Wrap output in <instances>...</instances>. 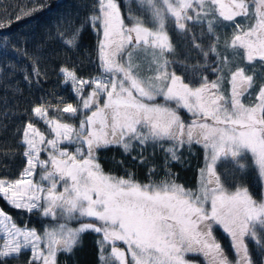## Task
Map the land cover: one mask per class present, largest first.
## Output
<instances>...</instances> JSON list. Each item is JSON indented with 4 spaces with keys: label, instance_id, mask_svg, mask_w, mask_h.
<instances>
[{
    "label": "snow or ice",
    "instance_id": "6c2138e0",
    "mask_svg": "<svg viewBox=\"0 0 264 264\" xmlns=\"http://www.w3.org/2000/svg\"><path fill=\"white\" fill-rule=\"evenodd\" d=\"M131 2L124 0L122 15L118 0H96L87 23L98 35L102 31L100 75L83 79L74 70L60 68L78 105L66 103L61 108L62 98L55 105L50 101L35 105L32 113L54 137L46 138L29 120L21 141L26 145V166L19 178H0V195L10 205L28 212L38 209L45 217L59 216L66 222L41 235L17 226L0 209V231L5 235L0 261L30 248L28 264H56L59 251L71 252L80 234L91 230L102 233L104 264H192L185 258L188 253L202 254L207 264H256L246 239L260 244L264 256V199L255 200L246 186L226 187L217 166L230 161L244 170L247 165L241 161L250 154L264 182V76L257 83L258 74H249L239 64L229 67L227 77L220 74L231 62L218 51L216 29L233 28L225 52L231 50L247 65L254 67L258 61L264 67V0H136L146 18L133 14ZM171 26L185 40L190 38L191 48L206 62L210 53L216 56L220 66L211 68L217 73L215 80L201 75L198 84L186 82L189 69L195 76L200 65H188L187 55L184 60L175 58ZM81 31L82 26L57 34L65 47L72 48ZM205 34L213 37L207 49L198 41ZM141 54L149 75H141L137 62ZM39 60L40 54L32 58V75L37 78L42 75ZM174 65L183 72L178 74ZM24 78L31 82L27 73ZM245 97L251 102L245 103ZM49 109L55 113L52 117ZM181 110L190 114L189 120L182 118ZM64 113L79 116L78 126L64 122ZM133 141L141 145L171 141L164 150L166 158L175 161L185 144L202 145L205 162L198 188L186 189L174 180L141 184L131 173L127 178L105 173L97 149L118 145L128 151ZM65 142L75 145L74 151L60 146ZM42 151L47 152L46 159H41ZM37 174L39 181L34 179ZM78 218H94L98 224L68 226V220ZM216 225L230 235L234 259L215 239ZM105 245L111 248L107 256Z\"/></svg>",
    "mask_w": 264,
    "mask_h": 264
},
{
    "label": "trees",
    "instance_id": "16d2710c",
    "mask_svg": "<svg viewBox=\"0 0 264 264\" xmlns=\"http://www.w3.org/2000/svg\"><path fill=\"white\" fill-rule=\"evenodd\" d=\"M121 4L122 15L126 13L124 0ZM96 0H0V178L13 179L19 176L24 163L25 145L21 142L26 123L31 120L37 128L51 136L48 126L37 118L31 109L42 102L60 103L63 108L66 103L78 105V97L73 91L71 82L65 83V77L60 72L61 67L74 70L78 77L89 79L100 72L98 59V41L100 33L87 23L88 16L94 11ZM134 14L140 9L132 0L129 5ZM126 17V16H125ZM127 20V18H125ZM171 25V22H169ZM75 47H65L58 31L81 28ZM194 31L199 33L200 29ZM169 35L176 46L178 60L188 56V65H200L193 76L189 69L186 82L198 84L201 75L210 80L215 77L211 71L216 66L215 55L210 53L207 62L202 55L191 48L190 38L185 40L175 30L169 28ZM198 41L205 49L213 41L208 34ZM191 52L189 53V50ZM40 54L38 67L42 75L37 78L32 75V58ZM171 58V57H170ZM178 74L183 69L178 65ZM30 77L25 80V74ZM89 89H86L88 91ZM55 113L49 109V117ZM64 122L76 124L80 117L62 115ZM119 149V150H118ZM117 150L111 146L97 149L96 157L105 173L115 176L132 178L139 182H156L174 180L186 189L196 190L200 182V169L204 167L205 158L199 145H196V158H180L179 161L167 158H126L123 148ZM46 152H41L45 155ZM247 167L239 169L233 163L226 162L217 166L226 187L234 190L237 185L246 186L253 198L263 199L262 183L258 178L252 158L241 161ZM169 172L171 175H169ZM0 209L9 214L19 226H28L37 233L52 222L51 217H45L41 211L34 209L28 212L10 205L0 195ZM213 235L229 259H234L233 242L222 226L216 225ZM102 235L91 230L80 234L79 242L71 252L59 251L56 264H104L101 259ZM249 251L256 264H264L261 245L252 239H246ZM110 253L108 245L104 246L103 255ZM30 249H25L18 257L4 258L0 264H28ZM196 264H207L206 258L199 253H188L185 256Z\"/></svg>",
    "mask_w": 264,
    "mask_h": 264
},
{
    "label": "rangeland",
    "instance_id": "374dc122",
    "mask_svg": "<svg viewBox=\"0 0 264 264\" xmlns=\"http://www.w3.org/2000/svg\"><path fill=\"white\" fill-rule=\"evenodd\" d=\"M133 1L136 2V0H133ZM135 15L142 16V17L146 18V14H144L142 12H139V14H135ZM237 19H238V21L241 20V18H237ZM241 22H243V21H241ZM126 23H130V21L126 20ZM232 31H233V28L230 27V26H219L216 29V35L219 36V38H220L219 39V42L217 44L218 51L221 53V55H225V54L228 55L229 61L231 62L228 67H224L223 68V72L220 73V74H222L225 77H227L229 75V67H231V68L234 69V67L237 64H239L240 66L247 67V70H248L249 74H251L253 71L255 73H257L258 74L257 75V83L262 82L261 79H260V77L261 76H264V67H262L258 61L255 62V66L253 67L252 65H247V62L246 61H243L240 56H233L231 50H228L227 52H225V40L226 39H230L231 34H232ZM102 38H103V36H102V31H101L100 32V39H102ZM212 43H213V41H212ZM215 58H216V56H215ZM137 62L141 64V75H149L150 73H148L147 70H146L147 66H146V62H144V60H143V55L142 54L140 56V59ZM219 66H220L219 65V62L217 61V58H216V66L215 67H219ZM100 73H101V70H100L99 73H97L96 75L91 76L90 78L95 77V76H98V75H100ZM216 78H217V73H215V77L212 80H215ZM224 88L225 89L228 88V84L227 83H225ZM250 102L251 101L247 97H245V103H250ZM78 124H79V122L76 123V124H74V125H77L78 126ZM53 137H54V134H51V136L49 138H53ZM60 146L62 148L63 147H67L70 151H74V149H75V145L67 144L66 142L65 143H62ZM45 147H46V145H45ZM25 149H26V145H25ZM250 157H251V155H250ZM46 158H47V152H46L45 155H43V156L41 155V159H46ZM25 166H26V157H25V163H24V166H23L22 170L24 169ZM22 170H21V172H22ZM39 171H40L39 168H37V173H39ZM21 172H20V174H21ZM20 174L16 178H19L20 177ZM16 178L8 179V180H14ZM34 179L36 181H39V175L37 174L34 177ZM261 183H262V189H263V195H264V182H261ZM263 199H264V196H263ZM65 222L66 221L64 219L59 218V216H58L57 220H53L52 219V222L49 225H47L44 228H42L41 231L38 234H41L42 235L44 233L45 229L49 228L50 226H54L56 223H65ZM67 223H68V226L71 227V228H79L82 224H86V223H97L98 224V222L95 221L94 218H78V219H72V220H68ZM17 226H19V225H17ZM19 227H25V226H19ZM28 228L32 229L31 227H28ZM100 234L102 235V233H100ZM4 238H5L4 233L2 231H0V245H2ZM117 246L122 247V248L123 247H126L125 245H123L122 242H117ZM108 247H109V249L111 251L110 246H108ZM30 251H31V249H30ZM190 262H192V261H190ZM192 264H196V263L195 262H192Z\"/></svg>",
    "mask_w": 264,
    "mask_h": 264
},
{
    "label": "flooded vegetation",
    "instance_id": "af4514ba",
    "mask_svg": "<svg viewBox=\"0 0 264 264\" xmlns=\"http://www.w3.org/2000/svg\"><path fill=\"white\" fill-rule=\"evenodd\" d=\"M157 102L162 103L163 99L158 97ZM172 106L174 107L175 105L173 104ZM180 114L182 118L185 119L186 121L190 119V114L186 113L184 110H181ZM171 144H172L171 141H161L159 143L149 141L147 144L141 145L139 142L133 141L131 143L130 149L128 151L124 150L125 157L126 158H166L167 154L164 149L170 147ZM196 145L198 144L195 143H193L192 145L185 144L182 148H180L178 151V155L180 156V158H196ZM110 146L116 150L118 148H122L121 146L118 145H110ZM199 146L205 158V150L202 147V145ZM117 177H121V176H117ZM140 183L147 184L149 182H140Z\"/></svg>",
    "mask_w": 264,
    "mask_h": 264
}]
</instances>
